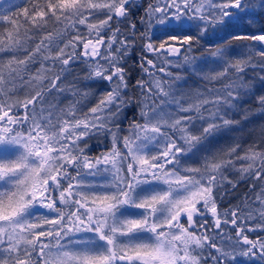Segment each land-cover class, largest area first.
<instances>
[{
	"label": "snow or ice",
	"instance_id": "snow-or-ice-1",
	"mask_svg": "<svg viewBox=\"0 0 264 264\" xmlns=\"http://www.w3.org/2000/svg\"><path fill=\"white\" fill-rule=\"evenodd\" d=\"M29 3L0 12V264H264V147L233 135L264 121V0Z\"/></svg>",
	"mask_w": 264,
	"mask_h": 264
},
{
	"label": "trees",
	"instance_id": "trees-1",
	"mask_svg": "<svg viewBox=\"0 0 264 264\" xmlns=\"http://www.w3.org/2000/svg\"><path fill=\"white\" fill-rule=\"evenodd\" d=\"M136 2L138 4H143L144 6H146L149 0H136ZM15 3L19 5L20 8L30 6L29 0H15ZM0 4H4V0H0ZM20 8L13 7L12 9L9 10L6 7V4H4V7L0 8V12L11 16L13 13H19ZM20 19L22 20V17ZM262 24H264V20H257L252 25L251 30L253 31L258 30ZM0 57H2L5 62H7V60L10 59V57L3 56V54H0ZM129 63L131 64V61ZM83 68H84L83 65H81L80 67H77L75 69V73L79 74L82 77L84 75ZM250 75H252V73H250ZM70 79L72 78L69 77V80ZM190 87H191V90H194L196 88V85H190ZM22 95L23 94H21V98H22ZM49 99L51 103L53 104L57 102L56 99H53L51 97ZM67 103H68L67 100H63V103L60 106L63 107ZM248 106L253 107V105L251 104ZM262 127H264V121H254L252 124H248L242 133L233 134L237 138L236 142L240 144V149H238V151L240 152L241 155L244 154V150H247L248 147L254 143L256 144L257 148L264 147V145L260 144V131ZM233 143L234 142L231 140H225V141H221L220 144L217 145V147L226 148L228 145H231ZM90 144L92 145V151L90 155L93 157L101 155L103 151L111 147V145L108 144L107 142L102 143L96 140L90 141ZM257 191H259V189H257ZM246 193L254 197V193L249 192V186L247 184H241L235 192H231L227 197H225L223 201V206L227 207L229 203L233 205L239 203L240 199H243ZM261 235H264V233H262ZM252 238H255V234H252Z\"/></svg>",
	"mask_w": 264,
	"mask_h": 264
}]
</instances>
